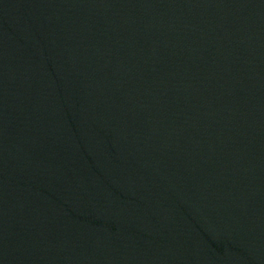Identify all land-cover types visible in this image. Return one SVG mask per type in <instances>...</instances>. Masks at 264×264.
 Returning a JSON list of instances; mask_svg holds the SVG:
<instances>
[{"label":"water","instance_id":"1","mask_svg":"<svg viewBox=\"0 0 264 264\" xmlns=\"http://www.w3.org/2000/svg\"><path fill=\"white\" fill-rule=\"evenodd\" d=\"M0 264H264V0H0Z\"/></svg>","mask_w":264,"mask_h":264}]
</instances>
